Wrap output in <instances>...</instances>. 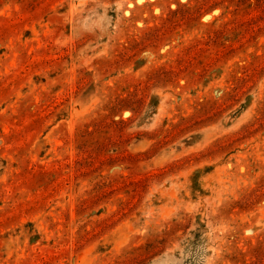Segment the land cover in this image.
<instances>
[{"label": "rangeland", "instance_id": "374dc122", "mask_svg": "<svg viewBox=\"0 0 264 264\" xmlns=\"http://www.w3.org/2000/svg\"><path fill=\"white\" fill-rule=\"evenodd\" d=\"M0 264H264V0H0Z\"/></svg>", "mask_w": 264, "mask_h": 264}]
</instances>
